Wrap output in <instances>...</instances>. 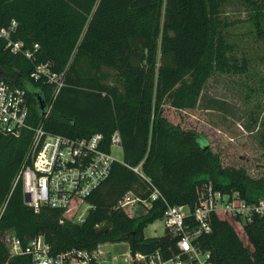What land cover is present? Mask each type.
<instances>
[{
  "label": "trees",
  "instance_id": "obj_1",
  "mask_svg": "<svg viewBox=\"0 0 264 264\" xmlns=\"http://www.w3.org/2000/svg\"><path fill=\"white\" fill-rule=\"evenodd\" d=\"M225 1L0 0V28L15 21L11 38L39 46L32 62L4 51L0 42V76L26 90L30 122L69 138L100 133L106 143L117 131L123 153V164L113 163L108 178L84 198L91 210L77 224L80 201L61 211L44 206L39 213L24 204L21 183L12 185L31 134L0 133V264H31L29 256L9 254V233L23 246L40 236L53 254L124 242L133 254L160 250L168 258L177 252L176 238L168 232L144 236L167 203L193 209L208 182L248 202L264 199V177H251L248 165L224 166L201 134L173 123L165 111H194L211 72L243 69L218 30ZM41 63L66 71L55 97V87L30 78ZM259 146L264 150V133ZM138 164L164 199L146 211L117 204L128 191L143 198L150 193L146 180L129 168ZM210 218L211 232L197 245L210 252L211 264H264V217L245 225L220 212Z\"/></svg>",
  "mask_w": 264,
  "mask_h": 264
},
{
  "label": "built area",
  "instance_id": "obj_2",
  "mask_svg": "<svg viewBox=\"0 0 264 264\" xmlns=\"http://www.w3.org/2000/svg\"><path fill=\"white\" fill-rule=\"evenodd\" d=\"M17 26L12 21L0 28L3 50L20 54L33 62L39 46L34 44L26 47L23 41L13 40L11 37ZM65 75L66 71L56 73L50 70L48 64L41 63L35 66L30 78L35 82L43 80L55 87V97L64 85ZM50 110L51 104L46 107L43 115L46 117ZM30 116L26 90L0 76V133L15 137H20L25 131L31 134L25 162L12 187L21 183L24 204L35 213H39L44 206L65 210L74 201H80L73 222L82 223L88 214H78L82 204H85L84 198L108 178L113 163L123 164L112 153L115 147L121 149V137L114 131L109 143H106L100 133H93L89 138H69L52 134L42 125H33ZM129 168L146 180L150 193L143 198L128 191L118 201V207L137 206L138 209L146 211L153 207L154 201H164L158 189L144 176L141 164ZM27 194L28 201L25 202ZM214 212L235 218L245 225L255 217H264V199L248 202L241 198L239 192L223 193L208 182L193 209L186 205L171 206L167 203L162 217L157 221L162 224L161 236L168 232L172 238H176L177 252L168 258L160 250L133 254L129 245L120 253V257L103 249L106 245L113 248L120 243L101 244L92 251L69 249L53 254L50 246L40 236L31 239L26 246L13 233H9L5 240L10 255L29 256L31 264H116L118 261L123 264H211L210 252L202 251L197 241L211 232L210 215Z\"/></svg>",
  "mask_w": 264,
  "mask_h": 264
},
{
  "label": "rangeland",
  "instance_id": "obj_3",
  "mask_svg": "<svg viewBox=\"0 0 264 264\" xmlns=\"http://www.w3.org/2000/svg\"><path fill=\"white\" fill-rule=\"evenodd\" d=\"M217 15L218 30L231 48L229 56L243 69L211 72L194 111L174 112L168 107L165 111L173 123L201 134L222 156L224 166L248 165L251 177H264V150L259 146L264 133V0H226ZM112 153L122 161L121 149L115 147ZM89 210L90 205L82 204L78 214ZM162 233L160 221L144 230L145 237ZM127 246L122 242L103 249L120 257Z\"/></svg>",
  "mask_w": 264,
  "mask_h": 264
},
{
  "label": "water",
  "instance_id": "obj_4",
  "mask_svg": "<svg viewBox=\"0 0 264 264\" xmlns=\"http://www.w3.org/2000/svg\"><path fill=\"white\" fill-rule=\"evenodd\" d=\"M38 100V105H39V108H40V110H44V104H43V102L39 99V98H37ZM28 201V194L25 196V202H27Z\"/></svg>",
  "mask_w": 264,
  "mask_h": 264
}]
</instances>
